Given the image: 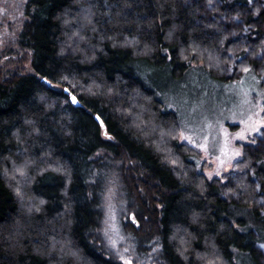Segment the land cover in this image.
Returning a JSON list of instances; mask_svg holds the SVG:
<instances>
[{
    "label": "trees",
    "instance_id": "16d2710c",
    "mask_svg": "<svg viewBox=\"0 0 264 264\" xmlns=\"http://www.w3.org/2000/svg\"><path fill=\"white\" fill-rule=\"evenodd\" d=\"M20 2L21 55L0 66V264H124L102 232L113 184L119 234L146 264H264V140L223 181L206 178L142 78L149 65L180 76L193 62L221 81L238 44L220 18H240L253 56L264 2Z\"/></svg>",
    "mask_w": 264,
    "mask_h": 264
},
{
    "label": "rangeland",
    "instance_id": "374dc122",
    "mask_svg": "<svg viewBox=\"0 0 264 264\" xmlns=\"http://www.w3.org/2000/svg\"><path fill=\"white\" fill-rule=\"evenodd\" d=\"M20 1L0 0V66L21 55L14 39L21 19ZM201 1L207 11H212L221 0ZM253 1L259 7L264 2ZM220 20L229 31L231 42L238 44L226 50L221 81H206L203 72L195 69L200 64L193 62L191 70L180 76L173 73L170 65H149L142 78L154 89L163 108L176 113L180 124L178 141L200 153L195 161L198 169L208 179L223 181L230 171H235L233 167L242 158L245 145L264 140V45L252 56L251 46L240 41L244 28L240 18L224 16ZM249 58L258 65H244ZM116 197L113 184L103 201L105 247L124 264L145 263L142 256L136 255L132 244L127 245L119 234L117 210L120 204ZM257 247L264 262V243Z\"/></svg>",
    "mask_w": 264,
    "mask_h": 264
},
{
    "label": "water",
    "instance_id": "95a60500",
    "mask_svg": "<svg viewBox=\"0 0 264 264\" xmlns=\"http://www.w3.org/2000/svg\"><path fill=\"white\" fill-rule=\"evenodd\" d=\"M70 101H71L72 103H74L75 105H78V103H77V101H76V99H75L74 96H70Z\"/></svg>",
    "mask_w": 264,
    "mask_h": 264
}]
</instances>
